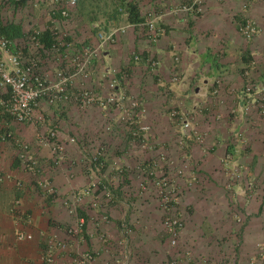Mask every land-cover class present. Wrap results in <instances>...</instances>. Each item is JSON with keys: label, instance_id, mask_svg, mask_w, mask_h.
Wrapping results in <instances>:
<instances>
[{"label": "rangeland", "instance_id": "374dc122", "mask_svg": "<svg viewBox=\"0 0 264 264\" xmlns=\"http://www.w3.org/2000/svg\"><path fill=\"white\" fill-rule=\"evenodd\" d=\"M133 1L136 2L140 17L144 19L138 23H143L150 13L162 14L163 18L159 20L158 25L169 30V21L172 24H181L183 22L180 18H185V27L182 31L195 32L196 36L193 43L189 41L188 36L191 56L186 61L188 60L187 69L190 71L185 70L183 75L180 74V80H172L171 72L183 58L182 52L173 50L169 77L162 79L163 76L157 71L153 73V69L157 67L152 66L149 58L157 59V54L153 56L152 51L163 34L155 40L149 29L143 25L140 26L142 28L140 34L136 32L138 26H135L115 42L99 49L91 62L90 78L91 71H95L93 68L96 67L98 71L103 69L102 72H105L107 65L125 70L128 77L122 87L143 102L145 112L142 122L149 128L141 136H136L122 119L121 110L104 109L99 105L81 108L72 101L78 113L72 117L67 115L65 117L67 124L63 125L69 143L77 147L75 154L69 156L71 159H67V146L60 139L61 116L53 118L44 115L46 118L44 123L35 124L37 128L34 138L41 146L50 149L56 167L61 165L70 169V185L68 192L61 193L56 182L45 176L47 172H42L38 158L33 168H29L25 163L24 167L33 171L37 178H34L35 182L32 185L29 183L25 185L18 180L17 186L24 189L31 186L32 191H28V194L34 196L33 198L38 201L37 205H43V212L50 217V221L66 223L64 227L54 225L53 232L39 229L38 236L45 231L47 233L45 235H49L46 237L47 240L57 233L60 239L67 241L66 249L56 252V264L66 263L80 252L90 251L81 247L85 240L83 242L80 240L77 245L73 243V239L79 237L71 234L70 229L76 226L78 217L85 219V226L79 239L86 236L88 217L90 222L97 221L99 226L109 223L116 229V233L110 234V239L115 245L114 254L108 259V264H123L126 261L130 264V254L136 258L137 264H140V261L142 264H169L172 259L176 260L175 264H264V178L260 181L252 178L253 162L249 163L246 147L238 148V153L242 155L238 159L231 154L227 156L226 152V161L220 164L221 172L226 175L223 181L225 183L216 182L212 187L213 191L207 192L211 190V187L207 186L208 182L210 186L211 180L202 163L214 160L212 157L208 158L210 154L206 152L215 145L214 140L218 139L215 129L210 127L229 117L224 116L218 107L219 78L211 74V68L204 63L203 56L207 44L203 31L204 28L208 29L216 24L214 18L216 6L211 7L209 0H205L197 16L191 17L184 11L175 10L178 5L191 4L194 0H77V4L70 7L67 0H0V17L4 23L14 22L22 26L24 35L12 39L13 51L24 49L28 55L31 33L39 29L42 36L45 30L50 29L54 41L60 36L66 41L75 42L70 49L72 55L82 50L78 44L82 48L87 46L95 48L99 44V35L102 31L132 23L129 3ZM224 1L215 0V3L222 4ZM61 8L68 9L69 14L62 15ZM114 12L116 13L112 15L115 16L109 15ZM245 19L242 17L241 20ZM129 34L132 35L131 39L128 38ZM208 35L216 36L215 30H209ZM139 39L148 40L144 43ZM122 41L127 48L122 52L121 59L126 62L120 64L116 61L120 59L119 54L110 61H102L103 49H112L113 44ZM182 41L184 44V38ZM145 51L149 52L145 54ZM137 55L139 58H136ZM58 56L59 54L53 52L43 55L48 69H54L59 63L65 64ZM50 65L54 67L51 68ZM99 75L95 78L99 79L101 89L95 88V84L87 86L86 80L83 79L74 87H87L106 95L110 91L109 76ZM205 77L209 79L207 82L204 81ZM133 90L139 94H132ZM233 109L231 112L235 113ZM85 116L88 118L86 121ZM89 118L98 120L93 121L95 125L93 123L87 125ZM185 119L191 121V131L186 133L183 130ZM50 129L57 131V142L64 145V158H59V153L53 149L54 144L43 145L40 142L43 135L48 136ZM196 133L203 135V142L197 140ZM73 137L76 142H71L70 139ZM223 141L226 149L232 142L226 138ZM240 141L243 143L245 140L241 137ZM77 154L80 156L77 157ZM53 162L46 161L49 165L54 164ZM86 171H89L87 179L80 176ZM240 172L243 175L237 178ZM164 178L168 185L162 192L157 182ZM45 183L55 190L48 191ZM89 187L91 192L88 193ZM26 192L24 191V194ZM167 195L172 198L174 206L171 213L164 207V198ZM14 199L10 206L13 209L11 212L20 215L25 205V195L20 194ZM49 200L56 205L52 209L46 204ZM27 215L28 217L23 218L26 224L17 222L15 227L13 238L15 237L17 246L25 243L17 240L18 230L23 229L27 232L33 230L31 226L33 221L29 214ZM58 215L62 220L57 219ZM173 215L183 221L179 242L175 246L170 242L165 225L166 217ZM103 232L109 235L106 231ZM30 233L35 237V232ZM246 239H252L255 245ZM40 242L44 244L43 239ZM249 244L251 247L254 245V255L250 253L253 248L251 249ZM62 254L67 255V258L59 262Z\"/></svg>", "mask_w": 264, "mask_h": 264}, {"label": "crops", "instance_id": "0c3cea01", "mask_svg": "<svg viewBox=\"0 0 264 264\" xmlns=\"http://www.w3.org/2000/svg\"><path fill=\"white\" fill-rule=\"evenodd\" d=\"M208 2L211 7L216 6L217 10L214 15L216 24L208 29L204 28L203 31V35L205 34L207 39L206 51L203 54L204 63L210 66L211 74L219 78L218 84L220 90L219 95L217 94L218 107L224 113V116L229 115V117L223 119L222 122L217 123L218 126L210 127L211 129H215V132L218 134V139L214 140L213 143L215 145H212V147L210 146L211 149L206 152V154H210L208 158L212 157L214 160L210 159L202 163L204 164L205 170L208 172H206L207 176L211 180L210 186L209 182L207 184L208 188L211 187V190L207 191L209 193L213 191L212 187L216 182L220 184L225 183H223V181L226 175H224V172H221L220 164L226 161V152L228 153L227 156L231 154L235 159L241 158V153H238V148L240 146L246 147L245 151L249 156V163L253 162L251 173L254 177L252 178L258 181L264 178V165H262L264 162V117L261 118V114H264V0H225L222 4L218 2L215 3V0H209ZM115 13L116 12L110 13L109 15ZM242 17L253 20L258 25L259 33L254 38L246 39L241 35L238 26L239 22H242ZM180 19L183 22L181 24H172L170 21L168 22V24H170L169 30H165L166 32L159 39L158 44L154 46L152 51L153 56L157 54V60L160 62L159 66L153 69V73L157 71L160 76L164 77H162V79L168 78L171 72L170 68L172 65L170 64L173 50L175 52H182L181 56L183 58H181L180 63L178 62L179 64L174 66L171 72L173 77L174 74H178L179 78L177 80L172 78V80L178 81L180 80V74L183 75L185 70H187V72L190 71L187 69L188 60L186 61V59H189L191 56L189 55L191 52L188 48V36H190L189 41L191 43L194 42L196 36H194L195 32L182 31L185 27V18ZM138 24L139 23H137V25ZM140 26L141 25H138L136 30L139 34L142 29ZM209 30H215L216 36L208 35ZM210 36L211 40H209ZM128 38L131 39L132 35L129 34ZM183 38L185 41L184 44L181 43L183 42ZM147 40L142 41L145 43ZM78 46L81 50L82 46L79 44ZM126 48V44L122 41L113 44L112 49H103L104 59H102V61H110L114 56H118L119 54L120 59L116 61H119L118 63L120 64H124L126 61H123L121 57L123 56L122 52H124ZM148 50L152 49L148 48ZM77 52L81 51L78 50ZM146 52L149 51H145L144 53L146 54ZM142 62L144 63L145 61ZM50 66L51 68L54 67L53 65ZM61 66L62 65L59 63L58 66L50 70L43 59L40 67L46 71L49 70L50 72H47L53 75L56 69ZM145 66L147 68V64ZM145 66L143 68H145ZM91 68L92 66L90 65L89 69ZM93 69H95V71H91V78L89 77L83 80H86L87 86L95 84V88L101 89V87H99L101 83L99 79L95 77H97L98 74L101 75H99L100 77H102V74L106 75L109 65L105 67V72H102L103 69L98 71V67ZM208 80L209 79L205 77L204 81L207 82ZM131 92H133L132 94L134 95L139 94L135 90ZM232 109L235 110V113L231 112ZM38 111L46 115V117L50 116L55 118L56 116H61V124H59V126L61 127L60 134L62 133V135L60 139L67 146V159H71L69 156L75 154L77 145L69 143L64 125L67 124L65 120L67 115L71 117L72 115H77L78 111L75 109V104L67 102L59 106L51 105L47 101H42ZM84 119L85 121L88 120L86 116ZM94 120L97 121L98 119L95 118ZM94 120L89 118L87 125L90 123L94 124ZM36 128L34 123L19 122L10 113L0 110V177H3V180H0V264H44V244L42 245L40 240L43 239L44 243V238L48 235H45L47 233L42 231V234L45 236L42 234L38 236L39 229H46L49 230V232H53L54 230H52V228L54 225L58 227H64L66 225L64 221L62 223H56L53 220L50 221V217L43 212V205H37L36 202L38 201L33 198L34 196L28 194V191H32L31 186L27 189L18 187L20 180L25 185L28 183L32 185V183L35 182L34 178H37L33 175V171L24 167L25 163L21 161L19 157L21 146L23 148V144L27 142V144H31L30 152L40 160L42 172H47L45 176L50 177L53 182H56L55 184L61 193L65 194L69 190L70 169H66L65 166L61 165L58 167L55 166L56 162L54 163L52 161L53 153H51L50 149L36 142L34 138ZM4 135H7L5 139L3 138ZM241 137L245 140L243 143L240 141ZM224 138L232 140L227 149L224 148ZM235 138H237L236 141ZM210 142L212 144V141ZM233 142L237 145L233 144ZM79 156L80 154H77V157ZM46 161H51L54 164L49 165ZM214 164H216V166ZM87 173L89 174V171L83 174L81 173L80 176L87 179L89 178ZM24 191L27 192L24 194ZM20 194L25 195L26 201L20 215H16L15 212H11L12 207L10 206H12L15 200L14 197ZM39 204H41V202H39ZM46 204L50 205V209L56 206L54 203L50 202V200L49 202L46 201ZM27 214H29L33 221L31 224L33 230L28 232H35V237L17 246L14 241L16 239H14L15 237L13 238L15 227H17V222L26 224L23 218L28 217ZM57 219L62 220V217L58 215ZM87 221L85 228L86 236L84 239L74 238L75 240L73 239V243L77 245L80 243V240H82L81 242L85 240L81 247L82 249H89L94 253L95 258L93 264H108V259L114 254L115 245V242L110 239V234L116 233V229L109 223L99 226L97 221L91 220L90 222L89 217ZM103 231H106L109 235H106ZM246 240H249V243L253 242L252 239ZM38 243L40 245H38ZM254 243L255 242H253V244ZM254 245L251 247V244H249V247H251V249L253 248L252 251L250 249V253L253 255L255 253ZM139 255L141 256V254ZM129 256L131 258L129 263L137 264L136 258H133V256L131 257V254ZM65 258H67V255L62 254L58 261L62 262ZM140 264H142V261H140Z\"/></svg>", "mask_w": 264, "mask_h": 264}, {"label": "built area", "instance_id": "2783aa9c", "mask_svg": "<svg viewBox=\"0 0 264 264\" xmlns=\"http://www.w3.org/2000/svg\"><path fill=\"white\" fill-rule=\"evenodd\" d=\"M205 0H194L193 3L178 5L176 10L184 11L191 17H196L202 9V3ZM69 7L75 6L77 0H67ZM62 15H68V9L61 8ZM163 15L150 13L145 19L143 25L149 29L151 36L158 39L165 33V29L159 27V20H162ZM137 23H128L119 27H114L108 31H102L99 35V44L83 47L81 52L70 55V49L75 45L73 41H66L65 38L55 40L54 43L47 47L41 41V31L35 29L30 36L27 55L24 49L12 50L14 41L8 37H0V110L10 113L19 122H31L34 124H43L45 116L38 111L40 103L47 101L51 105H59L67 102H75L81 108H87L92 105H99L104 109L117 108L121 110L122 119L128 125L132 133L136 136H141L149 126L142 122V117L145 112L143 102L130 95L122 85L126 82L128 73L125 70L109 67L106 76H109L108 87L109 93L103 95L93 89L87 87H74L79 79L90 77L89 67L93 56L98 53L99 49L107 44L115 42L121 35L126 34L129 29L138 26ZM240 30L244 36L249 39L254 38L259 33L258 25L250 19H245L240 24ZM51 52L59 54L58 59L62 63L51 75L46 70L42 69L41 63L44 54ZM136 58H139L137 55ZM178 58V57H177ZM153 67H158L160 62L157 59L149 58ZM174 80H177L178 74H174ZM183 124L184 133L191 131V121L185 119ZM3 137V136H2ZM7 135H4V139ZM196 138L203 142V135L196 133ZM71 142H76L73 137ZM40 142L44 144H54V151L58 152L61 159L64 156V145L57 142V131L50 129L48 136L43 135ZM21 161L26 163L29 168H33L37 163L36 157L29 151V145L24 144L19 153ZM64 158V157H63ZM243 174L240 172L238 177ZM3 180V177H0ZM160 185L162 192L167 189V180L162 179L157 182ZM48 191H54L48 183H45ZM87 192H91L89 187ZM164 207L169 210V213L174 209L172 198L168 195L164 198ZM74 212L73 209H70ZM106 217V216H105ZM165 225L169 234L170 242L173 246L179 242L180 232L183 228V221L178 216H168L165 219ZM85 226L83 217L77 218V224L70 229L71 234H76L81 238V232ZM49 236V235H48ZM18 241L32 240L34 235L25 230H18L16 233ZM67 241L60 239L56 234L47 239V248L43 252L44 264H56L57 250H65ZM94 253L92 251L80 252L70 261L62 264H93ZM121 262L124 260L118 259ZM176 260L172 259L169 264H175ZM123 264H127V261Z\"/></svg>", "mask_w": 264, "mask_h": 264}, {"label": "trees", "instance_id": "16d2710c", "mask_svg": "<svg viewBox=\"0 0 264 264\" xmlns=\"http://www.w3.org/2000/svg\"><path fill=\"white\" fill-rule=\"evenodd\" d=\"M130 5V20L132 23H138L143 21L144 19L140 17V13L138 10V7L136 6V2L129 3ZM24 35L22 26L20 24L10 22V23H4V21L0 17V37L5 36L10 39H15L17 37H20ZM67 40H69V37H67ZM41 41L46 44V46H51L54 43V35L50 29L45 30L42 33ZM44 250L47 248V240L45 238L44 242Z\"/></svg>", "mask_w": 264, "mask_h": 264}, {"label": "clouds", "instance_id": "9594fccd", "mask_svg": "<svg viewBox=\"0 0 264 264\" xmlns=\"http://www.w3.org/2000/svg\"><path fill=\"white\" fill-rule=\"evenodd\" d=\"M241 24V23H240Z\"/></svg>", "mask_w": 264, "mask_h": 264}]
</instances>
